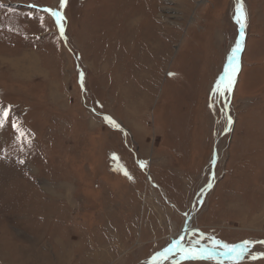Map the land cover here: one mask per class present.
<instances>
[{
    "label": "rangeland",
    "instance_id": "374dc122",
    "mask_svg": "<svg viewBox=\"0 0 264 264\" xmlns=\"http://www.w3.org/2000/svg\"><path fill=\"white\" fill-rule=\"evenodd\" d=\"M45 7L0 0V264H148L188 222L264 264V0H67L63 39Z\"/></svg>",
    "mask_w": 264,
    "mask_h": 264
},
{
    "label": "snow or ice",
    "instance_id": "6c2138e0",
    "mask_svg": "<svg viewBox=\"0 0 264 264\" xmlns=\"http://www.w3.org/2000/svg\"><path fill=\"white\" fill-rule=\"evenodd\" d=\"M67 0H59V9L54 10L51 8H43L42 11L44 13L49 14L55 20V25L59 30L60 37L64 38L65 32V17L63 15L62 10L65 8ZM29 7H35V5H29ZM41 17V22H42ZM235 22L239 25L240 36L236 40L235 46L231 50V54L228 56L227 66L225 67L224 74L218 79L216 82V86L214 92H218L221 96L225 93H231L233 85L235 84V77L237 72L239 71V54L243 49V39H244V29L246 26V13L244 10V6L242 3L237 2L235 8ZM39 39V37H37ZM169 75H172L169 73ZM84 74L80 73V83L81 90H84ZM10 119V107L0 109V129H3L6 124L5 122ZM105 122L110 124L113 128H118V125L110 120L108 117H104ZM231 120H229V124ZM11 127L17 132V139H21L24 136V133L19 130L17 124L13 121L11 123ZM115 159V157H113ZM215 161L213 160V163ZM23 163V161H20ZM143 168L144 165L141 164ZM124 175L131 179V176L125 171ZM208 187H211V183L209 182ZM183 239V237H181ZM253 242L244 241L242 244L236 246H229L228 244L221 243L218 240H212L211 246L200 245V240L196 239L192 241L191 246L184 247L180 240H175L169 247L164 249L162 253H158L156 256L152 257V264H157V261L161 258L167 259V257L173 253H179V260L175 262V264H179L180 260H216L218 264H223L224 258L230 259L233 261V264L241 261L245 258V254L249 251V246ZM258 243L264 244V241H260ZM199 245V247H197ZM261 258L258 255H253L251 257L252 260H256Z\"/></svg>",
    "mask_w": 264,
    "mask_h": 264
},
{
    "label": "bare ground",
    "instance_id": "6f19581e",
    "mask_svg": "<svg viewBox=\"0 0 264 264\" xmlns=\"http://www.w3.org/2000/svg\"><path fill=\"white\" fill-rule=\"evenodd\" d=\"M242 67H243V66H242ZM238 78H239V77H238ZM189 224H190V222L187 223V226H186V228H185V230H184V234H186V233L188 232Z\"/></svg>",
    "mask_w": 264,
    "mask_h": 264
},
{
    "label": "water",
    "instance_id": "95a60500",
    "mask_svg": "<svg viewBox=\"0 0 264 264\" xmlns=\"http://www.w3.org/2000/svg\"><path fill=\"white\" fill-rule=\"evenodd\" d=\"M241 3V2H240ZM183 235H184V231L180 234V237H179V240L181 241L182 239H181V237H183ZM152 263V259L149 261V263L148 264H151Z\"/></svg>",
    "mask_w": 264,
    "mask_h": 264
}]
</instances>
